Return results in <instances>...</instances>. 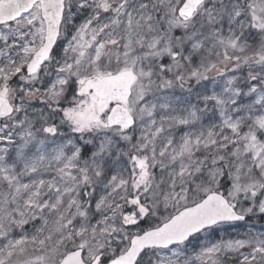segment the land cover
Segmentation results:
<instances>
[{
	"label": "snow or ice",
	"instance_id": "6c2138e0",
	"mask_svg": "<svg viewBox=\"0 0 264 264\" xmlns=\"http://www.w3.org/2000/svg\"><path fill=\"white\" fill-rule=\"evenodd\" d=\"M0 264H264V0H0Z\"/></svg>",
	"mask_w": 264,
	"mask_h": 264
}]
</instances>
